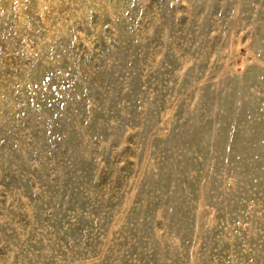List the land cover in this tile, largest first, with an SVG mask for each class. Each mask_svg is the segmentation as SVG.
<instances>
[{
	"label": "rangeland",
	"instance_id": "374dc122",
	"mask_svg": "<svg viewBox=\"0 0 264 264\" xmlns=\"http://www.w3.org/2000/svg\"><path fill=\"white\" fill-rule=\"evenodd\" d=\"M0 264H264V0H0Z\"/></svg>",
	"mask_w": 264,
	"mask_h": 264
}]
</instances>
